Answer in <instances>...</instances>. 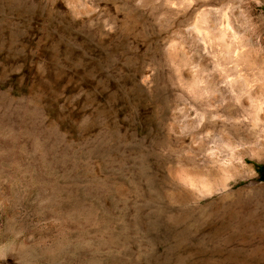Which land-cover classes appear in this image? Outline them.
<instances>
[{"label":"rangeland","instance_id":"1","mask_svg":"<svg viewBox=\"0 0 264 264\" xmlns=\"http://www.w3.org/2000/svg\"><path fill=\"white\" fill-rule=\"evenodd\" d=\"M263 164L264 0H0L3 264H264Z\"/></svg>","mask_w":264,"mask_h":264},{"label":"bare ground","instance_id":"2","mask_svg":"<svg viewBox=\"0 0 264 264\" xmlns=\"http://www.w3.org/2000/svg\"><path fill=\"white\" fill-rule=\"evenodd\" d=\"M240 227H242V229H257L258 228V226L257 225H254V224H250V225H248L246 222H241L240 224ZM263 235H264V230H263ZM260 251V250H259ZM263 252V251H262ZM4 254H2V256H3ZM262 255V254H261ZM1 257V256H0ZM254 257V256H253ZM256 259H258V258H256ZM5 262V261H4ZM8 262V261H7ZM0 264H3V262H1V260H0Z\"/></svg>","mask_w":264,"mask_h":264},{"label":"trees","instance_id":"3","mask_svg":"<svg viewBox=\"0 0 264 264\" xmlns=\"http://www.w3.org/2000/svg\"><path fill=\"white\" fill-rule=\"evenodd\" d=\"M259 174H260V178L262 180H264V164L263 165H259L258 168H257Z\"/></svg>","mask_w":264,"mask_h":264}]
</instances>
